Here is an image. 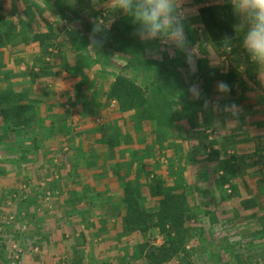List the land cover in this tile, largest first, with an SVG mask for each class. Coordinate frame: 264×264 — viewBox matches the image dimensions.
Instances as JSON below:
<instances>
[{"label":"rangeland","instance_id":"374dc122","mask_svg":"<svg viewBox=\"0 0 264 264\" xmlns=\"http://www.w3.org/2000/svg\"><path fill=\"white\" fill-rule=\"evenodd\" d=\"M225 1L228 0H186L184 5V0H181L182 6L192 9L193 12L203 5ZM34 2L37 3V6H34L33 9V13L36 14L32 24L33 30H39L36 32L46 30L47 26L44 23L46 21L48 25L53 26L59 32V40L55 42L52 48H49L51 55L45 56L46 61L47 58L51 60L54 55L53 64L64 69L66 62L71 65L72 62L79 59L77 53L80 51L83 60H93L92 64H95L93 66L97 69L96 71L106 75L104 78L101 76L100 83L102 84H110L111 86L119 75H125L132 77L140 86L151 85L152 82L153 85L161 83L168 88V96L174 102L173 112L177 114L176 117L180 115V119L176 120L173 126L163 128L160 133L157 131L155 122L142 123L145 125L144 128L154 129L156 136L155 144L146 143L145 147H156L158 135L162 134V137L165 136L163 137V140L165 139L164 144L170 143L176 157L185 161V166L177 169L168 167L166 168L168 174L163 177L153 175L151 178L155 176L162 178L166 186L174 185V183L181 185L192 208L191 229L196 228L198 230H194L196 237L192 233L193 236L189 239L187 245L189 255L180 253L163 264H189L190 262L193 264H264V228L260 225L261 220L264 219V183L255 182V180L260 179L259 176L264 178V136L256 138L247 136L243 139L240 147L244 141H248L250 142L249 146L255 148L253 152H247V154L241 153L240 151L243 150L240 148L237 152L234 149L237 144L233 145L225 139L219 140V151V148L215 146L217 134L222 131V128L217 125V120H215L216 112L220 109L216 108L217 99L222 97L225 104L231 100H242L245 92L240 94L238 90V88L245 86L246 81L242 79L252 75L255 71V65L250 62L246 51L241 47L242 34L236 35L231 46L217 48L209 43L205 31L198 25L197 19L195 20L193 15L190 17L187 26L189 38L196 45L197 63L192 72L189 71L183 53H173L171 49L160 47L158 42L146 44L141 41L139 44L141 43L142 47L140 48L138 45L135 49L139 58H135L134 68L137 72H134L133 67L129 66L128 68L126 66L131 55L119 53L120 50L116 46L112 50L104 47L97 48L93 53L85 49L89 43L88 36L91 34L94 20L104 28L107 37H109L111 25L120 12L114 6L113 0H51L48 3L45 0H34ZM0 8L5 9L9 18L13 17L14 14L15 16L23 15L26 17V12H12L11 0H0ZM36 9H38L39 15L35 12ZM109 42L111 44L110 40ZM31 47H35L36 52L40 51L37 44H33ZM33 53L31 52L32 55ZM79 63L82 62L79 61ZM234 75L237 79L232 80ZM239 77L244 84L239 81ZM230 80H232L231 83L228 82ZM221 81L231 86L230 94H222L217 91V85ZM197 82L202 92L199 98L193 97L186 91L193 83ZM235 84L238 87L236 89L234 88ZM106 93L105 98L107 97ZM214 101L216 103H213ZM244 121H247L246 118ZM218 129L220 131H217ZM172 136L173 139L168 140ZM16 137V141L19 142L27 139L22 134H18ZM1 138L7 139L5 136ZM37 143L40 144L39 141ZM249 146H245V148H249ZM37 154L40 155L39 149L35 150V155L37 156ZM7 155H14V157L1 159L2 156H0V160H7L13 166L16 165L15 168L13 167L15 174H21V176L9 178L8 173L6 174L0 168V180L3 179L0 190L5 194L2 207L5 209H3L5 213L10 212L11 214L4 224L13 225V227L8 226L10 232L2 233H5V236H3L4 249L0 264H7L8 256H13L12 246L14 244H19L18 248L22 251L23 248L27 249L33 245L32 241L21 237L23 233L19 232L26 218L23 211L26 208V211L29 212L28 208H30V205H24L22 193H25L26 196L29 194L40 196V194L47 193L49 196L48 187L58 189L61 184L51 183L48 186L42 181L43 179L39 177L41 171L47 175V171L43 167L39 168L34 164H32L31 169L23 167L28 164L24 163L26 159H23L17 149L8 152ZM32 158L33 160L37 159L35 156ZM47 158H50L49 152ZM202 160L208 162V167H201L200 162ZM13 169L10 167L8 171L12 172ZM23 176L28 179L27 183ZM209 180H211V184H209ZM150 185L151 183L147 184L149 190ZM64 186L67 187L66 184L61 185V187ZM127 186L132 187V185ZM205 189H209L212 195L206 193ZM88 194L89 189H85L80 197L67 201L70 206L72 205L71 207L77 206V203L79 206L82 205L78 209L76 207L71 208L74 211L73 214L69 215L64 210L60 211V201L53 200V206L57 204L55 205V207L57 206V219L58 214L64 213V223L66 222V215L68 222L75 224L77 223L75 219L79 216L78 211V213H82L79 219L83 224L89 219L90 216L88 215L95 209L101 208L102 210L103 204L108 201L105 195L102 194V198L98 199V197L92 201L87 200ZM150 198L144 197L142 202H146L147 207L154 209L159 198ZM40 199L43 202L41 197ZM76 201L78 202L76 203ZM0 203L2 205V201ZM108 204L105 205L108 206ZM107 215L108 218L116 217L114 213H107ZM55 217L53 214L47 215V220L54 221ZM102 222L104 221L101 220L100 223ZM96 233L100 236L103 233L108 234V242L104 248L100 249L103 247L102 242H100L98 245L92 243L88 250L84 247L77 248V250L71 246L72 238L64 239V241L60 231H52L51 239L47 238L45 241L49 246L45 254L46 259L27 257L21 259L20 264H147L149 258L142 255V249L148 248L147 252H149L151 247L162 246L166 240V237L160 234L158 229H152L145 234L135 232L125 235V237L117 232L97 230ZM87 235L90 237L91 233ZM57 239L62 244V251L64 252L61 256L57 253L58 249L52 244ZM122 242L123 245L121 246ZM99 244L102 246L100 245V247ZM29 253H31L30 249ZM50 257H61L62 259H49Z\"/></svg>","mask_w":264,"mask_h":264},{"label":"crops","instance_id":"0c3cea01","mask_svg":"<svg viewBox=\"0 0 264 264\" xmlns=\"http://www.w3.org/2000/svg\"><path fill=\"white\" fill-rule=\"evenodd\" d=\"M193 15L196 20L198 17V8ZM35 50V47H31L29 51L13 56L11 59L6 60L3 66H0V77H3L7 72L15 71L17 73L12 80L8 82L2 81L0 89H12L18 93L16 95L17 97L23 93L25 98L22 100L19 99L21 104L24 106L35 105V115L39 120L38 124L42 121V125L44 126L37 125L40 129L39 133L35 132L36 135H41L42 130L43 133L46 132L55 123L56 129L50 131V134L53 136H49L50 138L45 140H39L42 145H38L40 155L42 153L41 156L39 154L37 156L35 155V150H37L35 149L36 146L34 147L32 145L33 142L31 144V138L34 136L32 128L18 130L15 132V135L22 134L24 137H27L22 143L24 145L22 148L24 154H20L23 156V159H26L24 163L28 164L23 167L31 169L32 164L37 165L39 168L43 167L47 171V175H44L41 171L39 177L43 179L42 181L47 183L48 186L51 183L61 184L58 189L49 186V196H47V193L40 194V196L35 194L26 196L25 193H22L24 205H30V208H28L29 212L26 211V208L23 211L26 218L19 232L24 235H21V237L24 239L27 238L30 242L32 241L33 245L27 249L23 248L21 259H26L27 257L32 259H46L45 254L49 246L45 241L47 238L51 239L52 231H60L63 240L72 238L71 246L73 249L84 247L88 250L91 248L90 245L92 243H97L98 245L100 242L103 245L101 247L102 245L99 244V246L101 245L100 249H102L108 242V234L103 233L102 236L97 235V230L122 233V225L118 215H124L122 199L125 187L127 185H134L142 197L148 199L150 198V190L147 186L149 184V178L147 176L161 175L163 177L165 174H168L166 168H184L185 161L176 157L170 143H167V145L164 144L163 148L156 146L151 151L145 149L146 143L152 142L151 145L155 144L156 136L153 131L154 129L144 128L145 125L143 124L141 125V129L136 130L130 115L127 114L128 116H126L121 114L114 102L106 101L105 93L109 89L110 84L100 83L102 77L104 78L106 75L103 73L99 74L94 67L95 65L89 66L84 64L86 61L81 58L82 55L80 54L82 52L78 51L77 56L79 57L78 60L83 63H79L77 60L70 65L66 62L63 67L64 69H62L58 65L53 64V61H55L53 57L51 60L47 58V62L48 60L51 62L48 63L47 68L38 66L33 56L36 53ZM31 52H34L33 55ZM31 74L37 75L35 83L29 78ZM253 74L242 79L246 81L245 86L241 88L237 87L242 76L239 77L237 85H234V88H238L240 94L245 92L242 100L235 101L243 109L239 116L230 117L222 109L226 105L224 99L222 97L217 99L216 108L220 109L216 112L215 120H217V125L222 128V131L220 129L217 130L220 133L217 132V140H215V146L219 148L218 151L220 150L219 140L225 139V141H229L233 145L237 144L234 147L236 151L240 148L243 150L240 151L241 153L247 154V152H253L255 148L249 146L250 142L248 141H244V144L240 147L243 139L247 136H253L255 138L264 136V69L255 65ZM81 78L89 82V84L86 83L87 87L85 88H90L88 86H91L92 89L99 93L96 100L102 102L103 105L106 104L96 114L85 115V109L82 108V105L78 106V108H73L75 99L78 97L77 90H75L76 85L82 80ZM240 82L243 83L242 81ZM89 96L88 93H85L84 98L81 99V103H93V99L89 98ZM215 101L213 103H216ZM230 102H227V104ZM91 107L93 106L90 105L89 108ZM244 118L247 121H244ZM222 121L223 124H221ZM117 135L119 137L116 138ZM109 139H115L114 144L111 146V143L107 142ZM170 139H173V136L168 138V140ZM42 141L45 143L44 145ZM63 141L65 142L63 143ZM52 142L55 144H50ZM15 143L16 141L13 142L11 148L5 149L0 147L1 159L13 158L14 155L9 156L7 153L16 149L20 153V148L19 146L17 148V144ZM245 146H249V148H245ZM166 147L168 148L165 149ZM48 152L50 153V158H47ZM33 156L37 157V159L35 158L33 160ZM200 165L202 168L208 167V162L202 160ZM0 166L3 167L6 174L8 173L9 178L21 176V174H15L13 167L15 168L16 165L13 166L7 160H0ZM10 167L13 169L12 172L8 171ZM23 177L27 183L28 179L25 176ZM259 178L255 182H259L260 184L264 183V178L261 176ZM62 184H66L67 187H61ZM209 184H211V180H209ZM85 189H89L87 200L93 201L98 197L100 199L102 198L101 195L104 194L105 198L108 199L103 204L104 208L102 207V210L101 208L95 209L94 212H91L88 215L90 216V221L88 219L83 224L80 222L81 219H79L82 213H78V211L77 214L79 216L75 219L77 222L75 224L68 222L66 215V222L64 223V213L58 214L57 219V206L55 207L57 204L53 206L52 201H60V211L64 210L67 215L73 214L74 210L72 211L71 208L76 207L78 209L82 205L79 206L78 201H76L77 206L71 207L72 205L70 206L67 201L80 197ZM205 191L208 194L211 193L209 189H205ZM4 195L0 190V202L2 201V205H0V259L2 250L4 249L3 236H5V233H2L9 231L8 226L13 227V225L4 224L5 220L11 215L9 210H7L9 213H5V209L2 207L4 205ZM40 197L43 199V202ZM46 200L48 201L47 203L45 202ZM105 204H108V206ZM120 206L122 210L118 209ZM108 208L109 210L107 211ZM107 213H114L116 217L108 218ZM51 214L56 216L54 221L47 220V215L51 216ZM101 220L104 222L100 223ZM88 233H91L90 237L87 235ZM94 233L96 234L93 235ZM121 235L125 237V235ZM121 235L119 236L122 237ZM52 244H54L53 247L58 249L57 253L61 256L64 253L62 251V244L58 242V239ZM122 245L123 242L121 243ZM29 249L31 253H29ZM57 253L55 251L56 256ZM10 258H12V255L8 256L7 264H11L12 261ZM58 258L62 259L61 257ZM58 258L50 257L49 259Z\"/></svg>","mask_w":264,"mask_h":264},{"label":"trees","instance_id":"16d2710c","mask_svg":"<svg viewBox=\"0 0 264 264\" xmlns=\"http://www.w3.org/2000/svg\"><path fill=\"white\" fill-rule=\"evenodd\" d=\"M47 3L51 0H45ZM12 12L24 13L19 16L14 14L13 17L9 18L4 8H0V66L4 65L6 60L11 59L13 56L19 53H25L31 49L33 44H37L40 48L39 52L35 54V62L41 68H47L49 62L46 61L45 56L51 55L49 48H52L57 40H59V32L53 26L48 25L44 21L47 29H43L42 32H36L39 30H33V21L36 16L33 9L37 6L34 0H11ZM63 7V5H60ZM35 10L37 15L40 13ZM13 14V13H12ZM197 23L205 31L209 43L217 48H227L231 46L236 38L237 33L233 30V24L237 23L236 18L232 13V7L228 1L222 3H211L203 5L198 9ZM109 37H107L106 44L103 46L108 49L118 47L119 53L129 54V61L127 67L135 66V58L138 59L135 49L139 44V38L134 35L136 29L132 24L131 19L125 14L119 12L114 23L111 25ZM225 36L232 37L231 41L224 45ZM111 41V44L109 42ZM82 45V44H81ZM109 46V47H108ZM86 48V47H85ZM138 47V49H140ZM84 49V48H83ZM117 50V49H116ZM78 51V50H77ZM124 51V52H123ZM44 58H42V57ZM54 57V56H52ZM131 58V59H130ZM91 60V58H90ZM82 61V60H81ZM85 61V60H84ZM94 61L88 59L84 64L92 66ZM83 63V62H82ZM134 72L137 70L132 69ZM17 73L15 71L7 72L3 77H0V84L2 81L12 80ZM37 75L31 74L30 80L35 83ZM76 85L77 95L76 102L73 104V108H78L82 105L85 109V115H93L98 112L101 108H104L102 102L97 101L96 97L99 93L96 92L91 86L85 88V79ZM237 79L236 75L233 76L232 80ZM232 80L228 81L229 83ZM84 90H86L84 92ZM167 86L156 83L153 85L140 86L132 77L119 75L115 81L112 82L111 86L106 93V101H113L119 108V112L123 115H130L131 120L134 122L136 130L141 129V125L144 122H155L157 131L163 128L173 126L176 120L180 119V115L176 117V113L173 112V101L168 96ZM85 93L89 94V98L93 99V103L82 104L81 99L84 98ZM18 93L9 88L0 89V147L11 148L13 142L17 140L15 132L23 130L24 128H32L34 136L31 138V144L35 149L39 148L40 139L50 138V131L56 129L55 123L50 126V129L41 135H36L35 132L39 133V127L43 126V122L36 117L35 105H22L19 101L25 98L24 94L16 96ZM93 106L89 108V106ZM68 112V111H67ZM128 114V115H127ZM45 123V122H44ZM60 123V122H59ZM44 127V126H43ZM117 134V133H116ZM162 135V134H161ZM158 135V141L156 146L163 148L165 139ZM5 136L7 139H2ZM119 135L116 136V138ZM115 138V137H114ZM115 139H109L110 146L114 144ZM23 142L16 141L17 148L19 146L20 154H24ZM150 147V146H148ZM148 147L145 149L150 151ZM0 168L3 169L2 166ZM149 178L150 195L151 198H159L158 203L154 209L146 206V202L143 201V197L139 193L138 189L132 185V187H125L124 196L122 199V209L124 215H118L120 223L122 225L123 235L132 234L135 232H141L143 234L151 231L152 229H158L159 233L166 237L165 243L159 247H151L142 249V255L148 260L147 264H163L171 260L174 256L180 253L189 255L187 245L191 236H195L194 228L191 229V206L188 200V196L183 191L181 185L175 184L166 186L164 180L160 177L147 176ZM0 183L1 180H0ZM120 210L121 206L118 208ZM260 225L264 228V219L261 220ZM193 233V235H192ZM188 264V263H187ZM193 264V263H189Z\"/></svg>","mask_w":264,"mask_h":264},{"label":"clouds","instance_id":"9594fccd","mask_svg":"<svg viewBox=\"0 0 264 264\" xmlns=\"http://www.w3.org/2000/svg\"><path fill=\"white\" fill-rule=\"evenodd\" d=\"M232 13L237 20L233 24L235 33L242 34L241 47L246 51L251 63L264 69V0H228ZM186 0H184V5ZM114 6L121 13L128 16L141 42L153 43L164 49H171L173 53L181 52L192 72L196 67V45L189 38L188 21L194 14L192 9L182 6L181 0H113ZM232 37L225 36L224 45ZM89 43L85 48L93 53L97 48L106 44L107 35L104 28L95 20L88 36ZM91 50V51H90ZM193 97L202 95L199 83H193L187 90ZM217 91L230 94L231 86L226 82H219ZM223 110L230 117H237L243 111L235 101L223 106Z\"/></svg>","mask_w":264,"mask_h":264},{"label":"built area","instance_id":"2783aa9c","mask_svg":"<svg viewBox=\"0 0 264 264\" xmlns=\"http://www.w3.org/2000/svg\"><path fill=\"white\" fill-rule=\"evenodd\" d=\"M13 256L11 258V264H20L21 263V258H22V249L18 248V245H13Z\"/></svg>","mask_w":264,"mask_h":264}]
</instances>
